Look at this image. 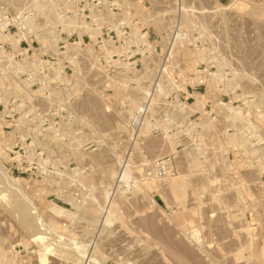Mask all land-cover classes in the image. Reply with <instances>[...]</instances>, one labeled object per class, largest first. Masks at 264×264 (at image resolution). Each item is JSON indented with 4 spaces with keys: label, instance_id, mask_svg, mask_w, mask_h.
Listing matches in <instances>:
<instances>
[{
    "label": "rangeland",
    "instance_id": "1",
    "mask_svg": "<svg viewBox=\"0 0 264 264\" xmlns=\"http://www.w3.org/2000/svg\"><path fill=\"white\" fill-rule=\"evenodd\" d=\"M92 259L264 264V0H0V264Z\"/></svg>",
    "mask_w": 264,
    "mask_h": 264
},
{
    "label": "bare ground",
    "instance_id": "2",
    "mask_svg": "<svg viewBox=\"0 0 264 264\" xmlns=\"http://www.w3.org/2000/svg\"><path fill=\"white\" fill-rule=\"evenodd\" d=\"M25 214H27V213H25ZM23 216H24V215H23ZM24 217H25V216H24ZM27 217H28V216H27ZM26 219H28V218H26ZM29 219H30V218H29ZM24 220H25V219H24ZM24 220H23V221H24ZM30 220H31V219H30ZM30 220H27V221L25 222V223H28L29 225H31V226H28V228H29V227H34V225L31 224V223H33V221L31 220L32 222H30ZM25 223H24V224H25ZM32 225H33V226H32ZM29 229H32V228H29ZM40 233H41V232H40ZM42 236H43V235H42ZM42 236H41V234H39V235L36 234L34 237L36 238L35 240H37V242H38V240L42 242V241L45 240V238L42 237ZM43 243H44V242H43ZM43 249H44V248H43ZM45 250H46V254H48V252H49L51 249L49 250V249L46 247ZM51 251H52V250H51ZM51 251H50V252H51ZM44 253H45V252H44ZM46 254H45V255H46ZM80 262H81V261H80Z\"/></svg>",
    "mask_w": 264,
    "mask_h": 264
},
{
    "label": "water",
    "instance_id": "3",
    "mask_svg": "<svg viewBox=\"0 0 264 264\" xmlns=\"http://www.w3.org/2000/svg\"><path fill=\"white\" fill-rule=\"evenodd\" d=\"M89 264H97V262L94 259H92Z\"/></svg>",
    "mask_w": 264,
    "mask_h": 264
}]
</instances>
